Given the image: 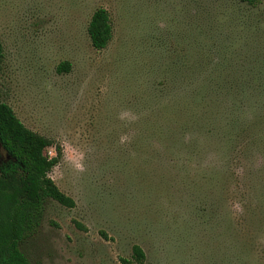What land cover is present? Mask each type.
Wrapping results in <instances>:
<instances>
[{
	"label": "rangeland",
	"instance_id": "374dc122",
	"mask_svg": "<svg viewBox=\"0 0 264 264\" xmlns=\"http://www.w3.org/2000/svg\"><path fill=\"white\" fill-rule=\"evenodd\" d=\"M0 41V98L76 202L24 200L30 264H264V0H0Z\"/></svg>",
	"mask_w": 264,
	"mask_h": 264
},
{
	"label": "trees",
	"instance_id": "16d2710c",
	"mask_svg": "<svg viewBox=\"0 0 264 264\" xmlns=\"http://www.w3.org/2000/svg\"><path fill=\"white\" fill-rule=\"evenodd\" d=\"M257 6L262 0H242ZM92 46L106 49L113 39L109 12L97 9L88 26ZM5 50L0 41V66ZM69 62L61 63L58 73L68 72ZM55 150V155L50 150ZM63 149L55 141L26 127L11 106L0 98V264H30L20 248L25 237L29 217L24 200L34 204L35 215L43 212L48 200L67 208H75V200L64 193L50 177L61 162ZM123 264H144L146 254L139 246L133 247L132 260L121 259Z\"/></svg>",
	"mask_w": 264,
	"mask_h": 264
}]
</instances>
